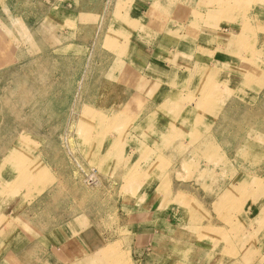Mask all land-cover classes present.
Instances as JSON below:
<instances>
[{"label":"rangeland","instance_id":"1","mask_svg":"<svg viewBox=\"0 0 264 264\" xmlns=\"http://www.w3.org/2000/svg\"><path fill=\"white\" fill-rule=\"evenodd\" d=\"M76 1H78V11L74 13V17L79 15L83 18L89 0ZM43 2L46 3V0H43ZM50 3H55V0H50ZM132 4L133 0H127V3L117 7L116 18L119 19L118 21L123 23L124 19H127V13ZM41 6V0H12L7 4L8 14H6L8 18L18 22L19 28L24 29L23 35H26L21 38L22 40L25 41L26 37L31 34L37 44L36 48H25L19 42L20 38L7 36L6 39L9 37L10 40L5 42V46L7 43L9 47L5 48L4 46L8 51L9 49H19L24 55L31 56L28 59L35 63V67L32 68L37 72V79L44 82V85L41 86L42 92L39 99L47 100L49 106L34 116L33 123H39L44 115L52 113L56 115V112H59L62 108L65 110L66 102L69 98L73 100L76 93V89L69 92L66 89L67 93L64 92V86L73 80L71 73L73 72L74 63L69 59L59 55L54 56L48 52L45 43L38 35V33L47 32L46 26L49 27L50 24L45 20L41 22L38 20L29 25L23 19L26 9V12L31 15L32 21L37 19L39 17L38 9H41ZM148 15V19L157 20L158 27H156V24L151 25L152 28L147 31V28L139 29L133 25L131 28H122L117 32L119 37L125 38L123 50L126 46L127 51L124 57L129 61V64L134 66L135 63L141 66L143 62L139 63L140 51L152 45L153 42L155 43V40L162 39L161 42L166 41L169 36L167 34L169 29H171L169 33L175 36L174 40L177 43L179 42L177 45L185 47V44H189V50L177 49L175 56L179 57V60L172 59L169 61L170 57L163 56L162 58L165 59L160 61L163 62V65H166L167 69L173 70L163 71L160 76H155L152 79L154 80L153 87L147 88L138 87L136 82L140 73L145 74L149 79L152 78L149 66L146 68V65H144L142 72L134 66L136 69L134 75L133 71V74L128 73L129 69L125 64L116 65L114 62L112 68H118L119 70L105 72L101 70L93 71L94 69H92L90 76H87L85 74L87 66L83 64L79 71L80 83L87 79L88 82L84 83L81 103L75 104L74 107L75 111L79 109L78 117L74 122L76 116H72L68 126V131H70L75 124L74 130H78L79 134V136L76 135V141L81 144L84 143L85 146L90 144V140L94 142L96 138L106 139L109 136L108 134L115 132V134L110 135L112 139H116L115 144L117 145L113 146L114 155L117 154L119 158V149L122 148L121 153L126 156V161L132 156L133 152L131 151L137 150L140 146L142 147V151H139L138 155L135 153L137 157L133 158L134 161L129 163L131 167L129 165L123 177L122 187H119V189L117 183H111V179H117L118 176L114 173H108L111 177L106 176L95 169L93 165H91L92 172L87 174L85 184L81 182L85 180L82 175H80L82 184H74L68 179L58 182L52 178L45 183L40 179L42 178L41 174L31 171L29 165H27L30 158L33 157V151L25 147L24 137L22 141L18 140L14 148L12 146H10L11 148L0 147V195H10L19 191L22 192L25 199L24 203L19 202L15 205L9 215L3 212L5 207H0L3 208L0 209V239L3 240L0 245V250H2L0 264H21L20 262L15 263L11 258L9 259L4 252L12 249L13 246L9 244L11 241L25 238L26 232L32 226H40L37 224L39 215H46L44 221L47 223L42 224V227L40 226L39 231H42L52 226L54 220L52 213L54 210H81L84 214L78 217L80 230H76L82 232L89 229L90 224L87 220H90L93 214V210L91 211L90 208L95 207L97 211L99 210L98 206L94 202L92 203L93 193L89 185L94 188L96 199L100 201L102 206L111 209L112 213L106 216L109 220L107 226L113 228V233H116L119 223L128 225L124 227L128 228V231L126 228L124 233H127V237L131 238L133 243L136 231L132 223L137 222L140 217V215H136L137 212L135 211L136 203L140 201L136 195L146 193L150 187H157L158 182L151 181L152 161L154 159L155 163H162L167 166L170 164L167 157L169 152H166L168 147L164 148L163 146L168 145L165 137V140L162 139L160 143L157 141L154 143L152 138L156 137L153 134L136 130V125L142 121L139 120L144 112L142 109H136L135 117L128 110L124 114L117 111L128 95L136 94V92L141 93L142 91V93L151 96L159 91L161 87L172 84L177 87L174 99L177 100L180 109H183L184 106H193L192 104L195 106L184 112L188 115V118L192 114L195 126L191 130H203L204 132L205 130H211L212 134L206 131L202 137V134L199 133L179 135L172 132L170 135H166L170 138V141H168L171 142L172 139L188 145L193 142L202 145V158L207 165H211V168L207 174L204 172L206 169L204 171L200 170L198 166L193 164L189 165L187 169L177 171L178 168H176L170 175L167 174L165 178L169 176L170 181L173 182L161 183L158 190L164 195H169L170 192L167 191H171V188L174 189V186L180 183L179 185H186L185 193L165 199L161 209L156 212L144 209L145 216H141V219L147 224L156 221L159 216L167 217L170 212L166 208L170 207L168 206L170 202H175L176 206L189 205L188 210L184 208L183 216L185 219L182 221L186 222L191 215L199 214L196 217L197 219L192 218V221H196L199 225L200 223L205 224L198 232L199 234L202 233V236L204 235V238H202L204 243L208 242L213 245L206 246L207 253L202 256V262L197 261L196 264H264V166H254L264 165V0H153ZM133 18L138 19L136 16H133ZM158 20H161V22H158ZM146 22L144 24L148 26ZM36 23L39 24L37 28H35ZM96 24L98 26V22ZM99 24L103 25L101 22ZM102 29H104V26H102ZM132 30L134 34H139V41L132 42L131 38L126 40L124 34L130 35L129 31ZM158 33H160L159 36ZM78 41L86 42L81 39ZM80 45L83 44L80 43ZM135 47H137V51H134ZM135 52L137 54H134ZM104 60L106 61V57H104ZM18 63H21V61L12 65L18 66ZM168 63L172 68H168ZM197 63H201L200 67L202 68L197 71L195 77L198 80L201 79L202 92H200L201 87H194L192 88L193 93L190 94L186 92L185 86L180 87L177 83L182 82V78L190 70L195 71ZM203 65H207V67H203ZM14 68L12 67V69ZM1 71L2 68H0V92H5L8 89L14 90L9 77L3 76ZM85 75L86 77H83ZM212 77L214 78L212 84L209 81L206 82L205 79L209 78L210 80ZM50 81L56 83L50 85ZM254 82L257 83L255 87H253ZM132 83L133 85H131ZM251 87L254 88L253 96H255L258 103L256 105L258 109H251ZM145 89H147L146 93L143 92ZM237 96H243V98L240 97L241 99H239ZM77 97L79 98V95ZM227 100L240 102L237 109L233 106L225 107L224 104ZM158 104L161 107L156 106V104L148 106L153 108L154 113L164 109L165 112L162 113L170 114L171 117L180 118L184 121L183 112L168 109L169 102L167 99ZM72 106V103L68 104L69 112L72 110ZM64 110L63 113H65ZM110 111L111 114L109 115ZM11 112H17L12 102L11 104L0 103V141H4L3 138H8L12 139L13 142L15 137L11 132H15L16 122L5 118ZM30 112V109L27 110V113ZM206 112H208V116L212 115V118L220 113L223 120L218 123L211 118H205ZM59 119L60 117H53L51 123L54 125ZM64 119L61 135L56 130H53V134L52 130H45L48 135L59 142H62V139L65 138L69 117ZM33 123L30 122V125ZM145 123H148V119ZM140 125L142 127V124ZM174 125L175 123L170 124L172 128H176L173 127ZM188 125L185 126L190 130ZM236 130L247 135L250 139L249 144L255 140L263 142L259 145L261 146L260 150L244 147L242 140L237 141L233 137ZM5 131L7 133H4ZM122 138H125V141L121 140L120 142ZM217 138L225 139V141H217ZM69 139H72V137L67 135L66 144ZM46 140L51 143L46 148L50 152L53 143L51 139L47 138ZM125 143L127 144L126 150H124ZM67 148L70 152L75 150V146L74 149H71L68 144ZM199 149L191 147L194 160L200 157L198 155L200 153ZM164 152L167 156L161 155ZM43 156L41 153L38 154L39 158ZM85 156L87 157V154ZM4 158H8L6 164L8 162L15 163L20 158L22 160L9 177L1 173L4 168V166H1V160ZM251 158L259 161L251 165ZM53 159H49V165L56 162ZM86 160V167H88L90 166L89 159L86 158ZM67 164L69 165L67 170L71 174L77 168V161L71 156V162L67 159ZM142 165L147 166V171L139 172ZM95 172L99 174L95 176ZM205 174H207V177H205ZM222 180L231 182L221 183ZM213 192H217L218 198L214 200L211 206L210 195ZM121 202L128 206L127 211L119 209ZM96 221L97 219L94 220V222ZM218 225L221 227L220 229H213L212 226ZM72 230L70 229L71 232L68 231L71 235L74 234ZM78 231L77 234H79ZM143 233L148 234L150 230L143 231ZM106 236H110L107 243L95 242L76 253L75 258L69 263L64 260L65 264H130L127 254L119 248V242L114 240L116 238L112 234ZM50 238L51 236L48 235L47 239L50 240ZM221 241H223V244H221ZM42 245L46 246L45 244ZM105 245H107L106 248ZM236 250L239 253L236 255L238 260L232 262L231 257L233 251ZM34 251L37 250L32 247L28 248L27 252L22 253L20 255L21 262L23 264H33V259L37 258V262L39 259L42 260L41 264H64L61 258L56 257L58 252H54V250L42 251L40 256H35ZM138 256L139 254L134 253L132 255L137 261L140 260ZM221 256H224L223 262H217Z\"/></svg>","mask_w":264,"mask_h":264},{"label":"crops","instance_id":"2","mask_svg":"<svg viewBox=\"0 0 264 264\" xmlns=\"http://www.w3.org/2000/svg\"><path fill=\"white\" fill-rule=\"evenodd\" d=\"M41 1V9H38L39 17L32 21L31 15L26 12V9L23 14V19L24 21L28 22L29 25H32L38 20L39 22L45 20L50 24L49 27L45 25L47 32L38 33V35L45 43V47L49 50L48 52H50L54 56L59 55L63 58L69 59L74 63L73 72L71 73V78L73 80L69 81L66 86H64V92H66V89L68 92L70 90L76 89L77 94L75 93V97L73 98V100H70V98L68 99V101L66 102L67 106L65 107V110L62 108L59 112H56V115L52 113L42 116V119L39 120L40 122L37 127L28 126L26 128H19L18 130L23 131H20L19 134L15 135L11 144H16L18 140L22 141V138L24 137L23 139L25 140V147L29 148L30 150L33 149L34 153H32L33 157L30 158L27 165H29L28 167L31 171L33 170L36 173L39 172L42 177L40 179L45 183L52 178L57 180L58 182H63L65 179H68L71 180L74 184H82L81 182L85 184L87 174L92 172L93 169L91 168V165H93L95 169H98V171L105 174L106 176H110L108 173H114L116 176H118L119 178L117 179H111V183H117L119 185L118 188H121L124 179L123 177L130 165L129 163H132L134 161L133 158L137 157L139 151H142V147L138 145L140 147L137 150L131 151L133 152L131 154L132 156L129 160L126 161V156L121 153L122 148L119 149V158L117 154L114 155L113 146L117 144H115L116 139H112L110 135H113V133L115 134V132H109L110 134H108L109 136L106 139L96 138L94 142L90 140V144L86 146L84 145V143L81 144L79 143V141H76V135L79 136V134L78 130H74L75 124L70 131H68V126L69 122L72 120V116H76V118L74 117V122L75 119H77L78 117L79 109L75 111L74 107L75 104L81 103L80 101L82 98L83 87L85 86L84 83L88 82L87 79L86 81L83 80L80 83L79 71L83 67V64L87 66V69H85V74L87 76H90L92 69H94L93 71L101 70L105 72L111 70H119L118 68H112V64H114L115 62L116 65L125 64V66L129 69L128 73L131 74L132 71L134 73V70L136 69L142 72L141 70L144 69L142 67L146 65V68L147 66L150 67L149 71L151 72L152 78L149 79L147 76H145V74L142 75V73H140L136 85L138 87L147 88L152 86V84L154 85V80L152 79L155 76H160L161 72L163 71L173 70L167 69L166 65H163V62H161L160 60L163 61L165 58L162 57L167 55V58L170 57V59H168L169 61L172 59L179 60V57L175 56V51H177V49L189 50L188 46L190 45L185 44L186 48L182 46L179 47V45H177L179 44V42L177 43L176 40H174L175 36L169 33L171 30L169 29L167 33L169 36L166 41L161 42L162 39L155 40V43L153 42L152 45L140 51L141 57L139 59V63H143L141 64V66H138L134 63V66L136 68L135 69L134 66L129 64V61H127V59H125L124 57L127 51L126 46L123 50V42H125V38L119 37L117 32L120 31L122 28H131L133 27V25H135L139 29L147 28V31L152 28L151 25L156 24V27H158L157 20H154L153 18H147V16H149L148 14L153 4V0H133L131 9L127 13V19H124L123 23L121 21H118L119 19L116 18L117 7L122 6L124 3H127V0H102V2L101 0H89L87 2V9L84 13L83 18H81V16L79 15L77 17H74V13H77L78 11V1L76 0H55V3H50V0H46V3H44L43 0ZM133 16H136L138 19H134ZM145 21H147L146 23L148 24V26L144 24ZM97 22L98 26L96 24ZM100 22L103 25H100ZM158 22H161V20H158ZM195 25L196 23L194 24V26ZM38 26L39 24L36 23L35 28H37ZM102 26H104V29H102ZM129 32L130 35L124 34L126 35V40H130L131 38L132 42L139 41V34H134L133 30ZM159 34L160 33H158L157 35L159 36ZM79 39H81L82 41H86L87 43L80 42L78 41ZM79 42L83 45L81 46ZM136 48L137 47H135L134 51H137ZM134 54H137V52H135ZM104 57H106V61L104 60ZM93 60L94 62H92ZM197 64L198 65L195 67V71L190 70V72L187 73L184 78H182V82L179 81L177 83V85L180 87L185 86L186 92L190 94L193 93L194 90L192 91V88L194 87H201L200 92H202L201 79L198 80L195 77L197 71L202 67H200L201 63ZM169 65L170 63H168V68H172ZM203 67H207V65H203ZM86 75L83 77H86ZM205 80L206 82L209 81L211 82L210 84H212L214 78L212 77L210 80L209 78ZM82 84L83 86H81ZM256 84L257 83L254 82L253 87H255ZM131 85H133V83ZM253 87H251V109H258L256 107L258 103L255 100V96H253ZM176 88L177 87L172 84L167 87H161L159 91H156L151 96L142 93V91L141 93L136 92V94L128 95L120 104L119 110L117 111L120 112V114H124L128 110L130 111L132 116L135 117L137 112L136 109H142V111L144 112L142 116L139 117V120L142 121L138 122V124L136 125V130L142 133L147 132L153 134L156 137L152 138V142L154 143L156 141L160 143L165 137V139H167L168 145L163 146L164 148L168 147L166 152H169L168 156L167 154H165V152L164 154H161L162 156L164 155L168 157L170 164H168L167 166L162 163H155L154 159L152 161V170L150 172V175L152 176L151 181H157V187H150L148 188V191L146 193L136 195L137 199H139L140 201L136 203L137 207L135 211L137 212L136 215H140V217L137 222L132 223L134 230L136 231L135 240L133 241V243L131 241V238L129 239V237H127V233H124L127 228L124 227L128 225L119 223V225H117V231H115L116 233H113V228L111 229L107 226V224H109V220L106 216L112 213L111 209L102 206L100 201L96 199V192L94 191V188L89 185L93 193V197H91L93 200L92 203L94 202L101 211H94L91 219L87 220L90 224V228L86 229V232L76 230H80V226L78 225V217L84 214L83 211H63L61 209H57L54 210L52 213V215L54 216V220L52 226L48 230L45 229L39 231L40 226H32L30 230L26 232L25 238L18 241H11V243L9 244L13 246L12 249L7 252H4V254L6 253L8 258H11L15 263L20 262L21 264H23L21 262L20 255L22 253L27 252L28 248L30 249L33 247V249H36L38 251V253L37 251H34L35 256H40L42 251L49 252L50 250H54V252H58L56 254V257L58 259L61 258L62 262H64L65 264L66 262L69 263L70 261H72L73 258H75L76 253L97 242V240L101 236L112 234V236L116 238L114 240L119 242V248L127 254L130 264H196L197 261L202 262V256L207 253L206 246L210 247L213 245H210L208 242L204 243V240L202 239L204 238V235L202 236V233L199 234L198 232L199 229L205 226V224L200 223L199 225V223H196V221H192V218L197 219L196 217H198L199 214L191 215L186 222L182 221L183 219H185V217L183 216V211L185 212V210H188V208H190L189 205L187 206L182 204L181 206H176L175 202H170L168 205L170 207L166 208L168 212H170L169 214H167L169 217L159 216V218L157 219L158 221L156 220L147 224H145L144 220L141 219V216H145L144 209L154 210L153 212H156L161 209L165 199H168L170 196H175L177 194L179 196L180 193H185L187 187H185L186 185L183 184L179 185L180 183H177V185L174 186V189L171 188V191H167L170 192L169 195H164L158 190V187H160L161 183L173 182L172 180L170 181L171 178L169 176L165 178L167 174L170 175L174 169L176 170V168H178L177 171H179L180 169L183 170L184 168L187 169L189 165L193 164H195V166H198L200 170L204 171V169H206V171H204L205 173L209 172V169L211 168V165H207L206 161L202 158L203 153H201V148L198 150L200 151V153L198 154L200 157H197L198 159L194 160V155L191 152V147L196 148V142H193L189 145L181 141L172 139L171 142H169L170 138L166 136L170 135L173 132L178 133L179 135H191L193 133H199L202 134L203 137L207 130H205V132L203 130H188L186 127L182 126V119H175L174 117H171L170 114L167 115L165 113H162L165 112L164 109L162 111L158 110V112H155V114L152 110L153 108H150L148 106L156 104V106L161 107L158 103L164 102L167 99L169 102L168 109H174L177 112H185L187 111V109L195 107L194 104H192L193 106H184L183 109H180L179 104H177L176 102L177 100L174 99V95L177 93ZM145 91H147V89H145L143 92ZM78 95L79 98H77ZM237 97L239 99H241L240 97L243 98V96ZM194 102L196 104V100ZM69 103L73 104L72 110L70 112L68 107ZM238 103L240 102H235L234 100H227L226 104L224 105L225 107L233 106L237 109V107L239 106ZM63 110L65 113H63ZM110 114L111 111L109 112V115ZM53 117H60V119L57 120L54 125L51 123V119H53ZM67 117H69V121L66 126L65 138L62 139V142L57 141L55 138H52V136L48 135L45 132V130H52L51 132L53 134V130H56V132L61 135L63 131V122L65 120L64 118ZM205 118H211L218 123L223 120L220 116V113L216 114L215 117L212 118V115L208 116V112H206ZM146 119H148V123H145ZM149 120H151V122H149ZM172 123H175L176 128H172L170 126V124ZM140 124H142V127ZM210 131L207 132L212 134V132ZM67 135H70L74 141L75 150L73 152H70L67 148ZM47 138L51 139L53 143V148L50 152L44 147V143ZM195 138L197 139V137ZM121 140L125 141V138L120 139V142ZM218 140L225 141V139L217 138V141ZM126 145L127 144L125 143L124 150H126ZM161 148L163 147L161 146ZM38 152L44 156L42 158H39ZM115 153L117 152L115 151ZM135 153L137 155H135ZM85 154H87V157L85 156ZM49 155L51 156L49 157ZM71 156L74 160L77 161V168H75L74 171L69 174V171L67 170V166H69L67 164V159L69 162H71ZM86 158L89 159L88 161L90 166L88 167H86ZM49 159H53L56 162L49 165ZM21 161L22 160H20L16 164L8 162V164L4 165V168L1 170V173L5 175L13 174L14 171L17 169V166L19 165L18 163H20ZM254 166L256 167L264 165ZM146 169L147 166L142 165L141 170L139 172H145L147 171ZM96 174L99 173L95 172L94 175L96 176ZM207 174H205V177H207ZM80 175L85 178L84 181H81ZM225 182L230 183L231 181H221V183ZM217 192H213L210 195L211 206L214 203V200L218 198ZM24 201V195L22 194V192L19 191L10 195H0V207H5L3 212H5L7 215L11 214L12 209L15 205H17L19 202L24 203ZM126 206L127 205H124L123 202H121L119 205V209L121 211L122 209H124V211H127L128 206ZM91 208L93 209V207ZM175 218H177L178 220ZM95 219H97V223L94 222ZM75 223L77 224L75 225ZM212 227L213 229L221 228L219 225ZM70 229H73V235L68 232L70 231ZM149 230L150 233H143V231ZM77 231L79 234L76 233ZM48 235L51 236V240L47 239ZM221 242V244H223V241ZM2 243L3 240L0 239V245ZM42 244H45L46 246H43ZM16 248L17 250H15ZM133 253L136 255L139 254L138 257L140 260L137 261L135 257H132ZM0 254H2V250H0ZM238 254L239 253L237 252V250L235 252L233 251L231 257L232 262L238 260L236 256ZM1 256L2 255H0V259ZM36 259L37 258L33 259L34 263H32L41 264L42 260L40 261L39 259V261L37 262ZM223 260L224 256H221L219 257L217 262H223Z\"/></svg>","mask_w":264,"mask_h":264},{"label":"bare ground","instance_id":"3","mask_svg":"<svg viewBox=\"0 0 264 264\" xmlns=\"http://www.w3.org/2000/svg\"><path fill=\"white\" fill-rule=\"evenodd\" d=\"M11 1L12 0H0V68H2V71H1V72H3L2 75L9 77V79L11 80V83L14 86V90L8 89L5 92H3V91L0 92V103H4V104L10 103L11 104V102H12L13 106L16 108L17 112H15V113L11 112L10 114H8V116L5 117V118H7L6 120L10 119V120L16 122L17 128H16L15 132H11L14 135H16V134H19L20 131H23V130H18L19 128H26L28 126L37 127V125H39V123H37V122L33 123L34 116L37 115L39 113V111L43 110L45 107L47 108L49 106V104H47V100L39 99V98H41L40 95L42 92L41 86L44 85L43 84L44 82L40 81V79H37V72L35 69L32 68V67H35V63L30 61V59H28L31 56L29 57V55H24L23 53L20 52L21 50L19 51V49H16V50H13V49L10 50L9 49V51L7 49H5V48L9 47V45H7V43L5 46V42L7 40H10L9 37L6 39L7 36H13L15 38H20L19 42L21 43L22 47H25V48H36L37 47V44L34 41L35 39H34V37L32 38L31 34H29L26 37L25 41L22 40L21 38L22 37L24 38L26 35V34L23 35L24 29L18 27L19 24L17 21L12 20V19L7 17V15H6V14H8L7 4H9ZM4 46H5V48H4ZM18 61H21V63H18V66H13L14 63L18 62ZM12 67H15V68L12 69ZM49 83H50V85H53L56 82L50 81ZM29 109L31 110V112L27 113V110H29ZM186 115L187 114L184 113V115H183L184 121L182 122V125H184L183 127H186L189 123V120L191 119L190 123L188 125L190 130H191V128L193 126H195V123L193 122L192 114H191V117H189V118H188V115L187 116ZM30 122L33 124L30 125ZM173 127H175V125ZM4 133H7V131H5ZM233 137L237 141L242 140L244 143L243 146L246 148H249V149L253 148L255 150H260L261 146H259V145L263 143V142H258L257 140H255L254 142H251V144H249L248 141L250 139L247 137V135L245 133H243L242 131H239V130H236L233 133ZM3 139H4V141H0V143H4V144H0V147L12 146V148H14L16 146V144H13V145L11 144L12 139H8V138H3ZM49 144H51V143H49L48 140H45V143H44L45 149L49 146ZM67 144H68L69 148L74 149V142L72 139H69ZM201 147H202V145H200V144L196 145V149L201 148ZM31 150L33 151V149H31ZM20 159H18V160L20 161ZM18 160L14 164L19 162ZM7 161H8V158L2 159L1 160V166L3 167ZM258 161L259 160L251 158V165L256 164ZM21 171L23 172V170H21ZM15 175H16V172H15ZM9 176H11V175H8V177ZM15 188H17V187H15ZM9 189H10V187H9ZM96 209L97 208L93 207V209H91V211L92 210H93V212L97 211ZM45 219H46V215H39L37 218V220H38L37 224L42 227V224L47 223L44 221ZM107 240H110V236L107 237L106 235H104V236H101L97 240V242L98 243L101 242L102 244H104V243H107ZM52 245H54V244H52ZM104 247L106 248L107 245H105Z\"/></svg>","mask_w":264,"mask_h":264}]
</instances>
